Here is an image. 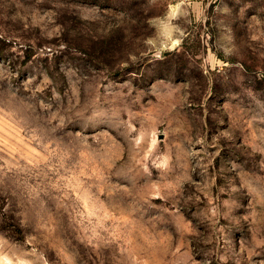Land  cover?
Returning a JSON list of instances; mask_svg holds the SVG:
<instances>
[{
  "label": "rangeland",
  "instance_id": "374dc122",
  "mask_svg": "<svg viewBox=\"0 0 264 264\" xmlns=\"http://www.w3.org/2000/svg\"><path fill=\"white\" fill-rule=\"evenodd\" d=\"M0 264H264V0H0Z\"/></svg>",
  "mask_w": 264,
  "mask_h": 264
}]
</instances>
